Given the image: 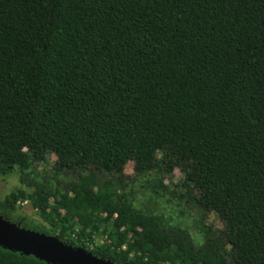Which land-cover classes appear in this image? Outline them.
Segmentation results:
<instances>
[{
    "label": "trees",
    "instance_id": "1",
    "mask_svg": "<svg viewBox=\"0 0 264 264\" xmlns=\"http://www.w3.org/2000/svg\"><path fill=\"white\" fill-rule=\"evenodd\" d=\"M51 155L75 180L23 174L33 192L0 198V219L72 248L103 228L88 254L113 264H264V0H0V176ZM130 162L179 169L224 228L196 245L101 183ZM0 264L49 263L0 247Z\"/></svg>",
    "mask_w": 264,
    "mask_h": 264
},
{
    "label": "rangeland",
    "instance_id": "2",
    "mask_svg": "<svg viewBox=\"0 0 264 264\" xmlns=\"http://www.w3.org/2000/svg\"><path fill=\"white\" fill-rule=\"evenodd\" d=\"M55 163L56 157L51 155L24 173L17 168L6 176H0V198L5 200L12 193L20 191H24L27 195L33 192L34 188L22 184L23 174H26L32 182L42 183L47 190L63 192L65 185L74 181L76 176L57 173L54 171ZM134 168V162L128 163L122 177L101 174L99 175L101 183L111 182L119 193L127 196L136 209L147 214L161 216L171 226L186 229L196 245H201L204 242V232L224 228L215 213H205L200 208L197 203L198 194L182 185L185 177L179 169H175L172 176H164L157 171L138 175ZM83 175H88V172H84ZM160 182H162V186ZM17 209L22 217L43 223L48 229L54 230L56 234L60 233L59 227H53L43 221L40 210L34 207L30 200H19ZM62 214L64 213L62 212ZM66 238L74 244L75 249L85 253L98 246L111 243L103 232V228L95 232L87 229L83 236L81 227L77 226L73 232L66 233Z\"/></svg>",
    "mask_w": 264,
    "mask_h": 264
},
{
    "label": "water",
    "instance_id": "3",
    "mask_svg": "<svg viewBox=\"0 0 264 264\" xmlns=\"http://www.w3.org/2000/svg\"><path fill=\"white\" fill-rule=\"evenodd\" d=\"M0 247L32 255L49 264H113L64 245L55 238L18 228L0 219Z\"/></svg>",
    "mask_w": 264,
    "mask_h": 264
}]
</instances>
